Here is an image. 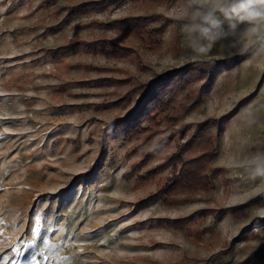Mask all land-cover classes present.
I'll use <instances>...</instances> for the list:
<instances>
[{"label":"rangeland","instance_id":"obj_1","mask_svg":"<svg viewBox=\"0 0 264 264\" xmlns=\"http://www.w3.org/2000/svg\"><path fill=\"white\" fill-rule=\"evenodd\" d=\"M91 2L106 4L0 0V264H264V199L249 204L264 181L237 163L264 152L259 44L193 60L185 0ZM131 17L140 38L113 26ZM188 67L139 133L110 132L145 85ZM214 149L206 190L156 198L179 156Z\"/></svg>","mask_w":264,"mask_h":264},{"label":"clouds","instance_id":"obj_2","mask_svg":"<svg viewBox=\"0 0 264 264\" xmlns=\"http://www.w3.org/2000/svg\"><path fill=\"white\" fill-rule=\"evenodd\" d=\"M178 19L193 60L216 48L226 57L243 55L257 43L264 53V0H185ZM237 163L250 179L264 181V152Z\"/></svg>","mask_w":264,"mask_h":264},{"label":"trees","instance_id":"obj_3","mask_svg":"<svg viewBox=\"0 0 264 264\" xmlns=\"http://www.w3.org/2000/svg\"><path fill=\"white\" fill-rule=\"evenodd\" d=\"M109 1H112L113 3H116L118 5H122L126 0H106V4H103L102 6L99 5L97 2H91V3H83L80 4L79 7H83V5H90V4H96V6H93L89 8V10L93 9H102L107 6V3ZM135 3H151L154 0H131ZM88 9V8H84ZM82 11L80 9H77V12ZM80 13V12H79ZM143 19L140 17H131L124 20H116L113 22V26L116 29H119L120 31H123L127 34L134 35L138 38L140 36L136 32V25L139 24ZM128 22H131L130 24H126ZM91 45L99 46V42L92 43ZM123 51V49H119ZM190 69V67L185 69H178L174 70L172 72L164 73L160 75L158 83L154 84L148 83L143 87V91L140 93L141 97L138 99L136 105L132 110H130L125 116L119 117L115 123H113L112 128L110 130L111 133H117L118 130L124 131L127 134H133L139 133L143 128H145L142 124L145 120L151 121L153 119V110L156 108H160V110H164L165 106L168 105L169 97H164V95L167 93V86L169 85L170 81H181V79L186 75L187 71ZM213 67L208 69V73L212 71ZM207 78V76H203ZM188 151V149L182 148L179 155L185 154ZM209 153V154H208ZM218 155V150L214 149L211 151H206L202 155L192 158L189 161H184L182 159V156H179L177 158V161L181 164V170L179 171L180 177L178 179H175L171 184H169L166 188H162V190L159 191V194L156 196V198L161 197L163 198V202L167 203L170 201L171 196H173L174 192L178 190H185L187 186H190V189L188 190H206L207 185L209 186V178L212 174V171L207 172V168L209 164L212 163L213 160L216 159ZM187 165H190L192 169L190 171H186L185 168H187ZM264 199V194H262L259 198L254 199L253 202H249L251 205L252 203H255L257 200L262 201ZM248 204V205H249ZM247 206H242L239 208V210H245ZM166 223H176V221L169 222L168 220H165ZM166 225V224H164ZM184 224H181L180 226H183Z\"/></svg>","mask_w":264,"mask_h":264},{"label":"snow or ice","instance_id":"obj_4","mask_svg":"<svg viewBox=\"0 0 264 264\" xmlns=\"http://www.w3.org/2000/svg\"><path fill=\"white\" fill-rule=\"evenodd\" d=\"M37 234H38V232H35V231L33 232V235H37ZM41 239H42V242H43V245L45 248L55 247V245H52L49 243L48 239L43 238V237ZM21 242L23 243V237H21ZM32 243H35V241H32ZM13 251H14L15 255H17V256H20V257L24 256V253L21 252L19 249H14ZM0 258H2V254H0ZM31 259H35V256L33 255L31 257Z\"/></svg>","mask_w":264,"mask_h":264}]
</instances>
